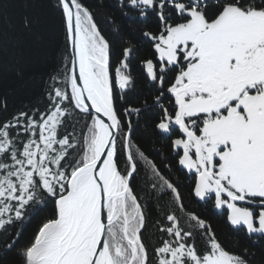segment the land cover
I'll return each mask as SVG.
<instances>
[{"label":"snow or ice","instance_id":"6c2138e0","mask_svg":"<svg viewBox=\"0 0 264 264\" xmlns=\"http://www.w3.org/2000/svg\"><path fill=\"white\" fill-rule=\"evenodd\" d=\"M23 7L0 24V264H264V0ZM53 20L61 62L30 72Z\"/></svg>","mask_w":264,"mask_h":264},{"label":"trees","instance_id":"16d2710c","mask_svg":"<svg viewBox=\"0 0 264 264\" xmlns=\"http://www.w3.org/2000/svg\"><path fill=\"white\" fill-rule=\"evenodd\" d=\"M85 2L89 5H94L96 0H85ZM105 2H109V0H105ZM114 4L115 0H111ZM24 0H11V3L7 10V21H0V24L9 23L13 26L19 25L24 13L25 8L23 7ZM52 27L49 31V36L47 38V42L42 45L40 48H34L33 51L30 53L32 57L31 62L28 65V69L30 72L39 73L41 71H49L51 70L56 64L61 62V58L64 55L63 51V40L61 37H58L55 32V22L50 21ZM119 48V45H116ZM147 51L146 49L144 50ZM119 54L117 53V57ZM114 58V59H116ZM42 89V83L37 77L34 83L29 84L23 92H13L9 95V104L10 110L15 107H19L21 103H28L30 100H36ZM141 142L146 149L151 148V138L147 134H142ZM162 142H157L156 148L160 149V144ZM163 151V149H161ZM156 155L157 160L159 161L160 157L158 153H153ZM185 188V197L187 198V186L188 182H184ZM154 215V213H153ZM212 223L215 227L217 234L224 238L227 234V226L223 223V221L213 216ZM259 259V255L257 257Z\"/></svg>","mask_w":264,"mask_h":264}]
</instances>
